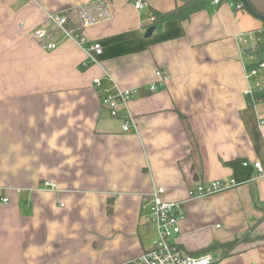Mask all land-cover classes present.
I'll return each mask as SVG.
<instances>
[{"label":"crops","instance_id":"0c3cea01","mask_svg":"<svg viewBox=\"0 0 264 264\" xmlns=\"http://www.w3.org/2000/svg\"><path fill=\"white\" fill-rule=\"evenodd\" d=\"M135 1L0 0V264H129L158 237L142 213L155 185L176 201L215 179L236 183L185 202L179 246L198 254L248 233L227 255L211 253L212 264H264V104L244 94L255 39L239 40L259 36L264 19L238 1L207 0L147 37L151 12L186 0ZM249 1L264 13V0ZM80 10L92 20L82 32L103 46L96 61L48 19L65 14L76 29ZM41 26L55 49L34 36ZM158 70L168 79L151 93ZM116 85L139 89L138 129L123 131L102 104ZM206 220L213 235L199 244Z\"/></svg>","mask_w":264,"mask_h":264},{"label":"built area","instance_id":"2783aa9c","mask_svg":"<svg viewBox=\"0 0 264 264\" xmlns=\"http://www.w3.org/2000/svg\"><path fill=\"white\" fill-rule=\"evenodd\" d=\"M105 0H96L98 4ZM218 2L219 0H215ZM149 6V3L143 0H136V9H143ZM86 11H78L80 25L76 29L67 27L68 17L60 13H48L50 23L59 28L62 33L74 40L80 46H86L90 61H96V56L103 52V46L99 41L89 42L88 37L82 32L83 27H87L92 23L90 17L86 16ZM83 19V21H82ZM156 17L151 12L149 20L151 23ZM34 36L37 39L45 40L44 47L48 50H53L57 47L58 42L48 38L49 29L47 27H37L34 29ZM255 39V43L249 47L246 53V60L249 66H246V81L247 86L244 94L250 100V104H264V58L258 57L257 45L264 41V29L260 31L259 36L253 37L249 33V37H245L243 33L240 41H249ZM157 80L149 87L151 93H155L159 88L165 86L167 75L161 71L156 72ZM94 85L102 87V78H94ZM139 92L137 87L128 89L120 88L119 86L104 87L102 90V104L108 108L112 117L121 118L123 120V131L129 132L132 128L138 129V123L130 109L132 98ZM260 127L264 128V117L259 121ZM248 162H244L247 165ZM255 167L262 172L261 163L255 162ZM234 179H215L206 183L198 182L195 186L188 189L186 200L171 201L163 197L166 189L163 186L155 185L153 190L144 196L142 204V213L147 219L156 225L158 228V237L153 245L144 251L141 255L133 258L129 264H212L213 256L211 253L200 255L188 254L182 250L175 237L182 231V220L185 218L186 209L185 202L202 198L210 197L216 193L225 191L235 186ZM46 187L55 188V185L46 183ZM8 199L4 198V202ZM220 226V225H217ZM255 264V263H253Z\"/></svg>","mask_w":264,"mask_h":264},{"label":"trees","instance_id":"16d2710c","mask_svg":"<svg viewBox=\"0 0 264 264\" xmlns=\"http://www.w3.org/2000/svg\"><path fill=\"white\" fill-rule=\"evenodd\" d=\"M219 1L223 2V1H231V0H219ZM232 1H238L239 3H241L243 5L242 0H232ZM206 2H207V0H186L185 2L176 6V8L174 10H171V11L165 12V13H157V18L152 24L155 25L156 28H159L162 26L163 22L168 21V20H172V19L185 20V19H188L194 12L202 9L205 6ZM248 2L253 9L260 12L250 3L249 0H248ZM243 6H241V7H243ZM257 54H258L259 58H261V57L264 58V41L258 43ZM247 236H248V233L238 235L237 237H235L234 240L224 242V243L220 242V241H214L211 244H209L208 246H206L205 248H203L202 250H200L198 252V254H193V255L211 253L213 250H217V249H223L224 253L227 255V253L231 249L234 248V246L236 245L237 242L241 241L242 239L247 238ZM188 254H190V253H188Z\"/></svg>","mask_w":264,"mask_h":264},{"label":"rangeland","instance_id":"374dc122","mask_svg":"<svg viewBox=\"0 0 264 264\" xmlns=\"http://www.w3.org/2000/svg\"><path fill=\"white\" fill-rule=\"evenodd\" d=\"M201 227V229H204L203 231H200L198 234H196L195 236L199 239V244L200 243H202L201 242V234L203 235V236H206V234L208 233L210 236H212L213 235V227L211 226V224H210V222L209 221H205V222H203V223H201V225H200ZM201 233V234H200ZM213 242V241H212ZM220 249H217V250H213L211 253H213V255L214 256H218V251H219Z\"/></svg>","mask_w":264,"mask_h":264},{"label":"water","instance_id":"95a60500","mask_svg":"<svg viewBox=\"0 0 264 264\" xmlns=\"http://www.w3.org/2000/svg\"><path fill=\"white\" fill-rule=\"evenodd\" d=\"M242 3H243V5H244V6H245V7H246L251 13H253L254 15H256V16L262 18V19H264V14L261 13V12L256 11L255 9H253V8L251 7V5L249 4L248 0H242ZM155 29H156V26H155V25L150 26V27L148 28V30H147L146 36H147V37L151 36V34L153 33V31H154Z\"/></svg>","mask_w":264,"mask_h":264}]
</instances>
